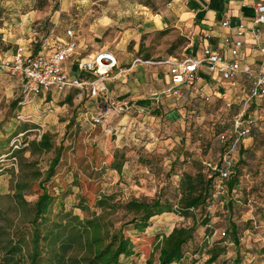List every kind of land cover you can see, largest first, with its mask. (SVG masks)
<instances>
[{
  "label": "rangeland",
  "instance_id": "obj_1",
  "mask_svg": "<svg viewBox=\"0 0 264 264\" xmlns=\"http://www.w3.org/2000/svg\"><path fill=\"white\" fill-rule=\"evenodd\" d=\"M187 1L0 0V61L10 59L15 47L2 38L9 34L3 30L14 34L18 15L62 7L66 8L64 17L74 19L78 26L75 31L80 49H86L82 57L97 44L109 48L123 63L136 57L142 61L181 58L190 43V27L180 20ZM103 17L116 22L106 32L98 26ZM152 22L155 27L145 26ZM32 24L31 33L38 42L40 24ZM64 29H58L56 36L62 37ZM36 45L34 40L22 43L32 51L37 50ZM130 67L131 63L124 64L116 72L129 73ZM152 67L142 64L137 73L149 79ZM238 86L240 83L233 88L223 85L228 94L224 100H205L195 92L183 91L177 99L146 91L145 97L152 103L149 108L129 110L93 125L90 117L97 113L98 101L85 94H75L74 90L63 95L27 96L18 80L0 75V264H28L29 219L42 188L53 198L52 219L64 212L80 220L98 216L101 209L97 201L103 195L111 196L116 208L105 217L113 229H123L133 243L134 254L121 259L120 264H146L149 257L156 264V238L174 227L191 226L193 220L165 213L154 217L139 234L124 224L129 216L120 205L156 197L175 203L181 175L205 173L207 164L221 152L218 133L228 129L233 118L246 109L243 94L247 90L242 93ZM44 133L53 143L52 150L19 151L31 141H39ZM246 143L239 153L235 189L223 203L213 198L204 209L192 212L198 225L193 240L184 248L181 264H235L236 253L238 264H264V120L256 122L252 139ZM58 148L59 162L53 176L45 181ZM226 202L231 203V210L225 207ZM204 219H208L207 224L200 225ZM230 223L238 229L237 248L229 240L225 242ZM12 245L18 248H11L14 257L9 260ZM214 248L222 251L209 263ZM77 255L79 249L71 253Z\"/></svg>",
  "mask_w": 264,
  "mask_h": 264
},
{
  "label": "built area",
  "instance_id": "obj_2",
  "mask_svg": "<svg viewBox=\"0 0 264 264\" xmlns=\"http://www.w3.org/2000/svg\"><path fill=\"white\" fill-rule=\"evenodd\" d=\"M253 8L255 16L249 30L243 24L238 25L235 38H224L223 53L206 47L197 57L166 58L155 63L168 68L170 86L164 94L177 99L183 96L184 87L194 85L204 75H217L231 87L240 83L238 87L242 93L247 90L243 94L246 109L233 118L228 129L218 134L221 152L216 163L207 164L215 172L214 197L226 194L225 182L232 172L237 149L248 138L256 122L264 120V31L261 28L264 24V3L255 2ZM221 26L228 28L229 24L223 21ZM247 34L249 47L258 56L255 67L243 61ZM138 63L142 61L136 59L132 65ZM116 68V58L107 49L80 57L73 27H66L62 37H54V34L48 37L37 51L18 46L10 59L0 61V74L18 80L27 96L63 95L75 90L98 101V111L90 117L93 125L134 108L130 101L118 102L110 94L108 81ZM217 97L221 99L224 95Z\"/></svg>",
  "mask_w": 264,
  "mask_h": 264
},
{
  "label": "trees",
  "instance_id": "obj_3",
  "mask_svg": "<svg viewBox=\"0 0 264 264\" xmlns=\"http://www.w3.org/2000/svg\"><path fill=\"white\" fill-rule=\"evenodd\" d=\"M17 47L18 45L13 47L12 54ZM75 94H78V91ZM255 127L256 124L252 127L248 138L237 149L232 172L225 182V195L213 196L215 172L207 166L205 173L197 171L195 174L183 173L181 175L179 198L175 203L156 197L151 200H130L120 205L121 209L129 216L124 224L130 225L132 230L139 234L150 226L154 217L165 213H175L184 219L191 218L193 220L191 226L174 227L168 234H162L156 238L154 245L158 252L156 264H181L184 260V248L193 240L198 225L192 217V212L204 209L213 198L223 203L225 197L235 189L238 182L239 153L246 148V142L252 139ZM22 130L19 132L21 133ZM30 149L48 152L53 149V143L49 135L44 133L39 141H31L19 151L24 152ZM60 150V148L55 150V155L46 170L45 181L53 176L54 169L59 162ZM217 159L212 164L216 163ZM114 168L119 170V166L114 165ZM112 201V197L109 195L100 197L97 205L100 207L101 213L87 220H80L78 216L70 212L58 213L52 219L53 198L42 188L32 206L29 219L31 231L28 238L31 246L28 255H26L28 264H120L121 259L130 258L134 254L130 237L121 228L113 229L112 223L105 217L107 211L116 208ZM225 207L228 210L232 209L229 202H226ZM207 222L208 219H204L200 225H205ZM225 235L226 233L223 232L222 236ZM226 240H229L235 248L238 247V229L233 223L229 224L225 242ZM11 248H18V246L12 245L8 249L9 260L14 257ZM77 249H79L80 255L71 256V253ZM221 251L217 248L212 249L209 253V263L215 262ZM234 262L235 264L239 263L238 253L235 255ZM146 264H154L151 257L146 260Z\"/></svg>",
  "mask_w": 264,
  "mask_h": 264
},
{
  "label": "crops",
  "instance_id": "obj_4",
  "mask_svg": "<svg viewBox=\"0 0 264 264\" xmlns=\"http://www.w3.org/2000/svg\"><path fill=\"white\" fill-rule=\"evenodd\" d=\"M258 1H262L264 3V0H188L186 4V11L182 13L180 20L182 23L190 27V43L183 49L184 54L182 57H197L201 54L202 49L206 47L223 53L224 38L227 36L230 38H235V29L238 25L243 24L247 31L249 30L255 16L253 5ZM65 10L66 8L62 7L60 9L54 8L49 12L31 11L23 15H18L19 22L18 24L14 25V34H11L12 31L3 30L6 33L8 31L9 34H6V36L2 38V41L5 43H10L14 46H22L23 42L30 44V42L34 40V42L37 44L36 46L38 50L40 44L43 43L48 37L52 36L53 34L54 37H58L55 34V32H58V29L73 27L75 30L76 27H78L74 19L70 17H64L62 12ZM35 21H38V24H40L39 28L37 29L39 38L38 42L35 41V33H31V28L34 26L32 23ZM223 21L228 22V28L221 26ZM114 25H116V22L109 17L101 18L98 24V26H100V31L103 32H106ZM145 26L147 28H153L155 27V23L152 22ZM137 27L140 28L141 25H138ZM261 28L264 31V24L261 26ZM127 32L128 30H126L124 33L126 34ZM76 37L79 42L77 33ZM249 43V34H247L246 44L244 46L243 61L251 67H255L257 66L258 56L250 49ZM96 45L97 44L92 45L93 49L83 57H86L99 49H107L110 51L109 48L105 46L100 48ZM80 46L81 45L79 44V54L80 57H82V53L86 49L85 46L84 48L80 49ZM110 52L116 58L117 68L114 70L115 76H113L112 79L108 81V88L110 90L111 96L116 101L121 102L123 100H128L134 106V111H138L140 109L145 110L152 104L151 101L145 97L146 91L150 92L152 95L159 93L164 94V92L170 86L168 68L163 65L155 64L161 60L142 61L140 58L136 57L123 63L120 59L118 60L114 52ZM166 58L175 57L168 56L163 59ZM136 59L141 60L142 63L132 65L133 61ZM129 63H131L130 69L127 70L129 73L116 72L120 66ZM142 64H150L154 66L151 68V75L149 76V79L143 78L137 73L139 70H141ZM223 85L229 86L227 83H223L217 77V75H213L211 77L204 75L194 85L190 87H184L183 91L190 94L195 92L196 94L201 95V97L204 99L205 97H208V100L211 97L218 98L217 96L224 95V98H221L224 100L228 97V94L224 90L225 88H223Z\"/></svg>",
  "mask_w": 264,
  "mask_h": 264
}]
</instances>
